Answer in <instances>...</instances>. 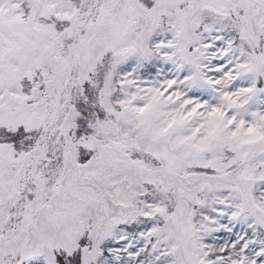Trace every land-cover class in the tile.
Here are the masks:
<instances>
[{"label": "snow or ice", "instance_id": "6c2138e0", "mask_svg": "<svg viewBox=\"0 0 264 264\" xmlns=\"http://www.w3.org/2000/svg\"><path fill=\"white\" fill-rule=\"evenodd\" d=\"M0 264H264V0H0Z\"/></svg>", "mask_w": 264, "mask_h": 264}]
</instances>
